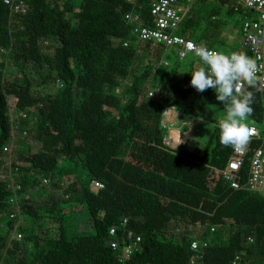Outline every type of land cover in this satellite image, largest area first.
<instances>
[{"label": "trees", "instance_id": "16d2710c", "mask_svg": "<svg viewBox=\"0 0 264 264\" xmlns=\"http://www.w3.org/2000/svg\"><path fill=\"white\" fill-rule=\"evenodd\" d=\"M154 1L22 0L13 13L0 0V264H262L264 189L248 180L263 140L232 188L223 173L233 148L211 113L226 115L227 104L190 85L196 58L172 49L170 60V48L139 41L125 18L152 25ZM187 6L178 33L217 49L229 17L253 16L235 0ZM249 92L248 119L261 124L256 82L245 81L240 95ZM171 108L214 123L203 151L181 130L176 147L166 142Z\"/></svg>", "mask_w": 264, "mask_h": 264}, {"label": "built area", "instance_id": "2783aa9c", "mask_svg": "<svg viewBox=\"0 0 264 264\" xmlns=\"http://www.w3.org/2000/svg\"><path fill=\"white\" fill-rule=\"evenodd\" d=\"M7 5L12 9L13 13H19L23 10L24 3L22 0H4ZM130 4H134L135 0H127ZM192 0H156L151 5V15L153 18L152 25H144L142 18L136 12H129L125 15V18L132 25L133 34L142 42H154L155 44L164 45L167 48L175 49L179 56H193L196 58L203 67L207 68L197 56L194 55L193 51L190 49L191 45L206 47L215 52L222 54L230 55L226 52H223L215 47H210L206 45L198 44L197 42L187 39L181 34L178 33V29L183 21V18L188 10L187 3ZM237 4L244 6L249 11H252L253 16L251 15L248 19H245L242 22L241 27V43L243 49L248 52V57L251 58L256 65L255 68V82L257 83L262 97V106L264 111V0H235ZM124 45L127 46L128 42H124ZM164 64H167L164 61ZM201 69V68H200ZM199 69V70H200ZM239 86L241 92L244 89L245 81H240ZM149 95L153 98H160L162 92L158 89H152L149 92ZM175 111L174 108H171L167 113H172ZM177 114V113H176ZM25 116V115H24ZM263 128L262 130L257 128L254 125H250L251 136L242 151H236L233 149V156L230 158L227 168L224 171V178L230 182L232 188H240V183L237 181L238 172L241 170L244 164V157L248 154L250 144L255 139H262L264 143V115H263ZM170 146H175L177 143L176 132L170 134L166 140ZM5 151H11L10 147L6 146ZM264 165V147L257 149L253 157L251 158L250 163V175L248 180L249 187L253 189L262 190L264 189V179L262 178ZM46 183L47 180L45 179ZM97 186H103L100 183H97ZM126 222V221H124ZM118 226H113L110 229V235H116ZM15 238L20 240L22 237L21 233H15ZM134 234L132 231H127L126 238L128 240L132 239ZM137 241H140V238H136ZM249 241L253 242L252 237L249 238ZM137 243L127 244L124 247L123 257L131 255L133 248ZM111 245L116 247L117 244L112 242ZM200 243L198 241H193L191 247L193 249H198ZM240 257L237 256L233 261V264H238ZM248 264V263H246ZM262 264H264V259Z\"/></svg>", "mask_w": 264, "mask_h": 264}, {"label": "clouds", "instance_id": "9594fccd", "mask_svg": "<svg viewBox=\"0 0 264 264\" xmlns=\"http://www.w3.org/2000/svg\"><path fill=\"white\" fill-rule=\"evenodd\" d=\"M190 49L207 65V68L191 72L190 85L201 93L213 89L216 100L227 104L226 116L219 123V141L224 146L242 151L252 134L247 119L253 108L252 94L249 92L241 96L239 82L243 80L249 85L254 84L255 62L245 54L226 55L196 45H191Z\"/></svg>", "mask_w": 264, "mask_h": 264}, {"label": "rangeland", "instance_id": "374dc122", "mask_svg": "<svg viewBox=\"0 0 264 264\" xmlns=\"http://www.w3.org/2000/svg\"><path fill=\"white\" fill-rule=\"evenodd\" d=\"M221 18H225V17L221 16ZM227 21L230 25L227 28H225L223 32H220L222 39L224 41V45L222 46L217 45L218 49L228 53L226 50V46H229L234 51V53L244 54L243 53L244 49L241 43L242 31H240V26L242 25L244 19L241 18L240 16H231L228 18ZM169 54L172 58L170 60H173V58L175 57L174 50L170 49ZM195 62L199 68H205L199 61L195 60ZM184 66L185 65L183 64L182 67ZM175 112L179 113V111H177L176 109ZM211 113L214 114V120H218V121L222 120L226 116L222 111L218 109L215 111V113L214 112ZM183 118H186L187 120ZM247 124L248 126L254 125L261 130L263 128V124L254 123L249 119H247ZM166 125L168 131L174 129V127H177L178 130L183 131L185 138L188 140L189 148L191 150L198 148L200 151H203L206 143L209 141L214 130L213 122L204 119H194V118L190 119L187 118V116L184 117L179 116V118H177V120L174 123L169 122ZM85 219L86 216L83 217V220Z\"/></svg>", "mask_w": 264, "mask_h": 264}, {"label": "crops", "instance_id": "0c3cea01", "mask_svg": "<svg viewBox=\"0 0 264 264\" xmlns=\"http://www.w3.org/2000/svg\"><path fill=\"white\" fill-rule=\"evenodd\" d=\"M246 19H248V18H246ZM245 20V19H244ZM241 27H242V25H241ZM221 40H222V38H221ZM217 46V45H216ZM177 114H176V112L175 111H172V113H170L169 115H165V118H164V123L165 124H168L169 122H171V123H174L176 120H177ZM178 131V129H177V127H174V129H171L170 131H169V135L170 134H173L174 132H177ZM168 135V136H169Z\"/></svg>", "mask_w": 264, "mask_h": 264}, {"label": "bare ground", "instance_id": "6f19581e", "mask_svg": "<svg viewBox=\"0 0 264 264\" xmlns=\"http://www.w3.org/2000/svg\"><path fill=\"white\" fill-rule=\"evenodd\" d=\"M169 114H170V113H169ZM169 114H168V115H169ZM174 133H175V132H174Z\"/></svg>", "mask_w": 264, "mask_h": 264}]
</instances>
